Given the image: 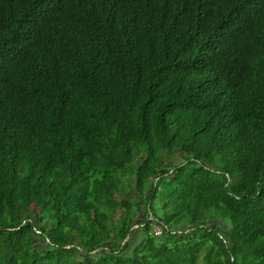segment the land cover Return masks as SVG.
Segmentation results:
<instances>
[{
  "label": "trees",
  "instance_id": "16d2710c",
  "mask_svg": "<svg viewBox=\"0 0 264 264\" xmlns=\"http://www.w3.org/2000/svg\"><path fill=\"white\" fill-rule=\"evenodd\" d=\"M0 264H264V0H0Z\"/></svg>",
  "mask_w": 264,
  "mask_h": 264
},
{
  "label": "rangeland",
  "instance_id": "374dc122",
  "mask_svg": "<svg viewBox=\"0 0 264 264\" xmlns=\"http://www.w3.org/2000/svg\"><path fill=\"white\" fill-rule=\"evenodd\" d=\"M174 161H175V163H179V159H176L175 158ZM153 230H156L157 231L158 230L157 226L154 225L153 226Z\"/></svg>",
  "mask_w": 264,
  "mask_h": 264
},
{
  "label": "built area",
  "instance_id": "2783aa9c",
  "mask_svg": "<svg viewBox=\"0 0 264 264\" xmlns=\"http://www.w3.org/2000/svg\"><path fill=\"white\" fill-rule=\"evenodd\" d=\"M157 228H158V230H157V231H156V230H154V232H155L156 234H157V233H159V231H160V230H159V227H157Z\"/></svg>",
  "mask_w": 264,
  "mask_h": 264
}]
</instances>
